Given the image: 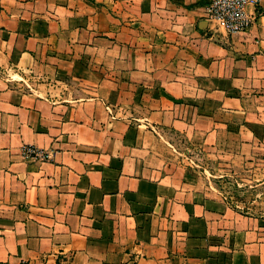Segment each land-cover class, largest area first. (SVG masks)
Here are the masks:
<instances>
[{
    "label": "crops",
    "instance_id": "1",
    "mask_svg": "<svg viewBox=\"0 0 264 264\" xmlns=\"http://www.w3.org/2000/svg\"><path fill=\"white\" fill-rule=\"evenodd\" d=\"M206 7L0 0V264H264V215L175 157L264 167V2Z\"/></svg>",
    "mask_w": 264,
    "mask_h": 264
},
{
    "label": "rangeland",
    "instance_id": "2",
    "mask_svg": "<svg viewBox=\"0 0 264 264\" xmlns=\"http://www.w3.org/2000/svg\"><path fill=\"white\" fill-rule=\"evenodd\" d=\"M177 143L175 157L181 167L194 169L198 174H204L206 169L213 187L231 206L245 213L264 215V167H228L231 162L226 158L205 156L202 149L182 140Z\"/></svg>",
    "mask_w": 264,
    "mask_h": 264
},
{
    "label": "built area",
    "instance_id": "3",
    "mask_svg": "<svg viewBox=\"0 0 264 264\" xmlns=\"http://www.w3.org/2000/svg\"><path fill=\"white\" fill-rule=\"evenodd\" d=\"M264 0H207L205 17L214 31H224L228 34L247 32L255 23V11ZM26 158L46 161L50 153L35 147L27 146L23 149Z\"/></svg>",
    "mask_w": 264,
    "mask_h": 264
}]
</instances>
